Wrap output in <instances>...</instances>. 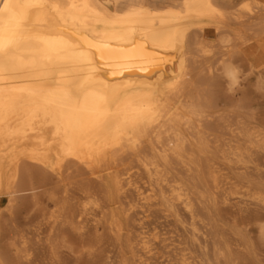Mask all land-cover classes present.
I'll return each instance as SVG.
<instances>
[{
    "label": "bare ground",
    "instance_id": "bare-ground-1",
    "mask_svg": "<svg viewBox=\"0 0 264 264\" xmlns=\"http://www.w3.org/2000/svg\"><path fill=\"white\" fill-rule=\"evenodd\" d=\"M248 1L0 0V215L20 193L81 179L95 207L80 197L73 229L91 215L98 239L106 225L119 264L159 237L144 224L133 235L129 192L194 238L234 204L226 217L264 240V121L221 74L227 62L259 69L264 89V0ZM207 235L202 260L178 247L171 264H222ZM247 245L229 242L230 261L264 264Z\"/></svg>",
    "mask_w": 264,
    "mask_h": 264
},
{
    "label": "rangeland",
    "instance_id": "rangeland-1",
    "mask_svg": "<svg viewBox=\"0 0 264 264\" xmlns=\"http://www.w3.org/2000/svg\"><path fill=\"white\" fill-rule=\"evenodd\" d=\"M247 3L253 4V1L249 0ZM251 51L258 60L257 48L254 47ZM257 64L260 65L258 62ZM258 71L259 69L255 72L247 70L242 72L238 97L246 103V112L255 122L264 121V89L258 81ZM262 171L264 172V169ZM34 172V170L29 171V173ZM23 173L27 172L24 170ZM84 178L86 176L82 177ZM79 180L67 181L66 189L62 186L56 189L57 184H54L49 190L41 188L33 192L20 193L14 203L2 205L4 208L0 215V253L6 262L11 264H119L115 240L106 225L105 229H101L98 239L91 231V215L81 217V220L87 221L84 223L87 228L82 230V235L73 229L72 223L76 219L79 198L83 196L78 190L79 185H76ZM52 198L55 199L54 202L57 201L55 205ZM128 201L131 202L127 209H130L132 215L133 235L140 232V224H144L143 232L150 239L156 231L159 233L153 246L154 251L139 252L136 256L130 253L128 255L130 264H136L140 257L144 264H171L175 249L186 246L189 247L187 252L197 255L200 261L206 242L204 235L207 233V249L212 259L215 252L214 242H216L226 254V259L221 260L222 264H233L227 255L226 246L233 239H240L248 244L247 254L251 253L247 255L249 262L252 261L253 251L264 262V240L258 225L237 226L232 219L226 217V214H233L237 210L234 204L228 206L221 204L220 209L225 218L218 222V226L210 225L207 228L203 225L199 226L200 232L197 233L199 241H197L192 233L185 232L181 224L176 225L173 219H167L163 213L146 212V209L141 207L142 202L139 197L133 192L128 193ZM82 202L88 209L92 210L95 207L93 197H84ZM167 221H171V227ZM205 223H209L207 216ZM155 228H157L156 231ZM165 228L167 230H164ZM212 228H214V234L211 235L209 231ZM179 236H182L180 238L183 239L182 243ZM235 258L233 255L232 259ZM135 260L136 263H134Z\"/></svg>",
    "mask_w": 264,
    "mask_h": 264
},
{
    "label": "clouds",
    "instance_id": "clouds-1",
    "mask_svg": "<svg viewBox=\"0 0 264 264\" xmlns=\"http://www.w3.org/2000/svg\"><path fill=\"white\" fill-rule=\"evenodd\" d=\"M242 69L234 63L227 62L222 66V76L227 81L226 93L233 94L240 85Z\"/></svg>",
    "mask_w": 264,
    "mask_h": 264
}]
</instances>
